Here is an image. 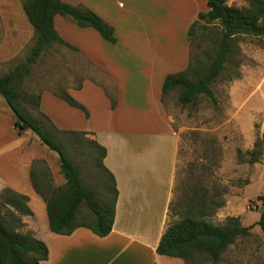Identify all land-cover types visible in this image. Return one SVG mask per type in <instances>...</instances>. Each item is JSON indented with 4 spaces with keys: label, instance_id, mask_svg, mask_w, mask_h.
Instances as JSON below:
<instances>
[{
    "label": "crops",
    "instance_id": "obj_1",
    "mask_svg": "<svg viewBox=\"0 0 264 264\" xmlns=\"http://www.w3.org/2000/svg\"><path fill=\"white\" fill-rule=\"evenodd\" d=\"M61 1L85 6L117 32V41L111 43L94 28L79 27L68 17L55 14L53 26L59 36L102 78L83 77L66 87L85 106L88 117L55 93L59 91L49 88L40 91L38 107L57 129L84 131L105 148L103 165L113 175L117 189L112 227L105 236L86 227H77L70 234L50 231L45 201L33 187L30 170L34 160L48 162L47 156L54 155L43 150L32 130L15 131L13 116L7 112L10 108L1 95L0 117L9 120L10 133L0 147V192L9 187L28 197L33 214L21 216L23 230H31L45 242L48 255L41 264H173L164 257H178L156 253L169 220L179 153V135L161 101L162 82L167 74L189 64L187 32L197 14L209 9L207 2ZM0 18L4 33L0 62H5L30 47L34 34L21 0H0ZM17 42L19 47L12 53H4L3 47L12 48ZM104 86L115 91L114 107ZM48 165L54 184H63L59 165Z\"/></svg>",
    "mask_w": 264,
    "mask_h": 264
},
{
    "label": "trees",
    "instance_id": "obj_2",
    "mask_svg": "<svg viewBox=\"0 0 264 264\" xmlns=\"http://www.w3.org/2000/svg\"><path fill=\"white\" fill-rule=\"evenodd\" d=\"M23 11L34 29L33 42L24 59L10 67L0 76V95L14 114L13 127L18 134L32 130L40 143L56 152L60 172L65 179L55 185L50 175L31 165L30 177L35 191L46 205L50 231L57 234H70L77 227H86L98 236L107 235L112 227L117 197L113 175L103 165L105 148L95 140L85 138L84 131L57 129L51 121L38 111L40 94H30L22 90L24 79L30 74L31 66L40 55L54 45L77 50L64 41L53 26L55 14L68 17L79 27H92L102 38L115 43L117 36L114 27L92 10L81 5H72L61 0H21ZM228 0H206L208 10L197 14L190 25L187 38L189 44L196 25L202 35L211 42L204 50L206 60H197L179 72L167 74L162 82V94L177 91L181 105L194 103L199 95L215 100L211 85L218 80L226 65L238 52L237 41L240 36L264 37V0H244L245 5L235 6ZM115 106L114 89L105 88ZM71 106L88 111L66 90L55 92ZM22 101L34 104L38 114L45 120L32 117L26 112ZM50 128V129H49ZM71 136L72 141L85 140L91 152L93 163L107 174L100 190L86 185L81 178L80 167L69 156L66 146L58 136ZM264 149V133L255 140L253 148L247 151L244 161L253 164L260 160ZM176 176V175H175ZM173 187V197L168 206L169 220L156 247V253L181 258L184 264H197L201 258L216 263L222 253L237 238L250 234L252 225L245 226L238 216H227L222 223H214L211 216L223 205V200L210 191L204 176L189 175ZM175 184V182H174ZM261 210L256 224L264 238V182L258 196ZM28 197L9 187L0 192V264H41L48 255L44 241L35 237L31 230H23L22 215H32Z\"/></svg>",
    "mask_w": 264,
    "mask_h": 264
},
{
    "label": "rangeland",
    "instance_id": "obj_3",
    "mask_svg": "<svg viewBox=\"0 0 264 264\" xmlns=\"http://www.w3.org/2000/svg\"><path fill=\"white\" fill-rule=\"evenodd\" d=\"M227 3L235 6L246 4L244 0H228ZM200 25H196L197 29L190 41L189 56L192 63L206 60L204 50L211 46V42L203 37ZM3 36L0 18V40ZM237 45L238 52L226 65L221 77L211 85L215 100L199 95L194 103L183 106L177 100V91L172 90L162 94L161 101L179 135L174 190L188 175L204 176L210 191L223 200V205L211 216V220L222 223L227 216H238L243 225H252L250 234L237 238L214 264H264V238L256 224L261 210L258 196L264 182V149L258 162L250 164L244 161L248 156L247 151L264 133V37L240 36ZM14 47H19V43L12 48L3 47L4 53H12ZM28 50L0 62V76L23 60ZM83 77L95 81H101L102 78L93 66L82 61L78 52L56 46L47 49L32 64L22 90L33 95L45 88L61 92L77 84ZM22 104L28 114L47 125L34 104L27 101H22ZM7 112L13 116L14 122V114L8 107ZM8 125L9 120L0 117V147L9 138ZM58 137L66 146L69 156L80 167L84 183L100 190L102 180H108V177L90 158L97 154L91 152L85 140L73 142L71 136ZM33 138L38 140L34 132ZM85 138L94 140L89 135H85ZM42 148L54 157L47 156L48 162L39 159L42 163L34 164V169L43 170L54 183L48 163L59 165L57 154L43 144ZM164 258L173 264H184L179 258ZM210 263L208 259L201 258L197 264Z\"/></svg>",
    "mask_w": 264,
    "mask_h": 264
}]
</instances>
